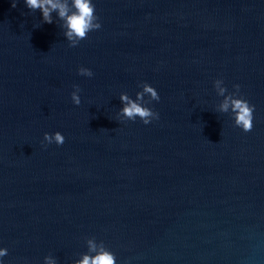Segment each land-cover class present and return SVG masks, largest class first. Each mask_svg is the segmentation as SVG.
Segmentation results:
<instances>
[{
	"label": "water",
	"instance_id": "1",
	"mask_svg": "<svg viewBox=\"0 0 264 264\" xmlns=\"http://www.w3.org/2000/svg\"><path fill=\"white\" fill-rule=\"evenodd\" d=\"M92 3L73 45L57 12L0 0L3 264H264V0ZM226 98L255 106L250 131Z\"/></svg>",
	"mask_w": 264,
	"mask_h": 264
},
{
	"label": "clouds",
	"instance_id": "2",
	"mask_svg": "<svg viewBox=\"0 0 264 264\" xmlns=\"http://www.w3.org/2000/svg\"><path fill=\"white\" fill-rule=\"evenodd\" d=\"M17 0H12V7H16ZM25 5L29 9H39L41 11L45 23H52L51 13L57 12L60 19L64 21L63 27L66 28L65 36L73 42L86 38L90 31L100 29L101 24L95 22V6L92 0H24ZM78 74L82 76L92 77L93 72L89 68L81 67L78 69ZM221 81L217 80L216 84L219 86ZM239 89V85H234ZM78 91V90H77ZM221 93L225 89H220ZM144 93L149 94L153 99H159L157 90L145 82L143 86V93H138V98H142ZM74 103H80L79 96L74 92L72 95ZM122 103L125 105L121 112L129 119L135 120L137 116L141 118L145 125L149 124L152 119H159L158 114H154L151 109L145 108L142 105L132 101L126 95L121 96ZM229 106L235 112V121L237 127L243 131L248 132L253 127V112L254 105H251L245 99H231L226 98L225 103L222 105V110L227 111ZM45 140L51 144L55 142L57 145H62L65 141L64 135L57 131L54 134L45 133ZM91 244V242H90ZM7 255V249H0V258ZM47 264H53L47 257L45 258ZM0 264H3L0 259ZM78 264H115V256L111 252L101 250L94 257L84 255Z\"/></svg>",
	"mask_w": 264,
	"mask_h": 264
}]
</instances>
